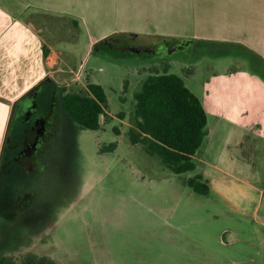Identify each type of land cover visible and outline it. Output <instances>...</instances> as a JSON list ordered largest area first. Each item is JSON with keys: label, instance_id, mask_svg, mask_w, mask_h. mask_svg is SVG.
<instances>
[{"label": "rangeland", "instance_id": "1", "mask_svg": "<svg viewBox=\"0 0 264 264\" xmlns=\"http://www.w3.org/2000/svg\"><path fill=\"white\" fill-rule=\"evenodd\" d=\"M80 1L94 5L98 13L92 35L117 29L116 43L133 49L145 46L150 54L110 60L101 50L88 52L89 34L80 26L73 37L62 30V39L51 40L80 74L79 80L61 84L80 94L87 91L89 81L102 85L107 93V114L99 130H85L61 104L59 127L52 140L49 193V183L41 181L37 184L39 205L14 224L0 216V257H10L15 264L29 256L47 257L55 264H264V197L254 193L249 207L238 209L213 192L196 194L186 184L191 174H174L159 156L149 155L141 144H131L127 134L134 94L150 74L170 70L202 98L209 79L236 70L262 71V63L238 47L209 43H191L168 54L167 46L176 37L167 39L165 34L187 27L186 19L169 11L152 17L150 10L139 19L138 12L127 5L144 0ZM38 13L41 18L33 13L25 20L50 22L51 36L55 24L66 23L65 15ZM130 28L145 31H122ZM189 54L191 66L185 62ZM207 143L206 138L196 156L202 155ZM111 144L116 148L104 152ZM230 146L235 153L236 146ZM228 168L236 175L249 173L235 166ZM256 172L264 186L261 154L253 169ZM1 197L0 190V201Z\"/></svg>", "mask_w": 264, "mask_h": 264}, {"label": "crops", "instance_id": "2", "mask_svg": "<svg viewBox=\"0 0 264 264\" xmlns=\"http://www.w3.org/2000/svg\"><path fill=\"white\" fill-rule=\"evenodd\" d=\"M127 6L138 12L139 19L147 10L152 17L169 11L174 17L186 19L187 27L164 37L238 47L262 63V71L236 70L213 77L205 82L203 97L196 95L208 116L206 149L193 157L198 169L203 170L199 173L211 192L227 203L232 201V207L247 209L254 193L264 197V186L258 173H253L259 155L264 158V0H144ZM94 9V5L80 0H0V163L16 102L46 77L60 83L80 79L65 51L51 40L62 39V30L73 37L80 26L89 34L90 52L96 42L117 33V29L98 37L90 33L98 17ZM38 12L65 15L66 23L56 22L51 36L50 22L25 20L33 13L41 18ZM122 31L140 34L145 30ZM192 58L188 55L187 65ZM230 145L236 146L235 153ZM233 166L249 173L236 175L228 168ZM252 210L258 212V203Z\"/></svg>", "mask_w": 264, "mask_h": 264}, {"label": "trees", "instance_id": "3", "mask_svg": "<svg viewBox=\"0 0 264 264\" xmlns=\"http://www.w3.org/2000/svg\"><path fill=\"white\" fill-rule=\"evenodd\" d=\"M134 100L127 131L131 144H141L149 155L159 156L174 174H191L187 186L196 194L209 195L211 188L193 158L208 135V116L201 100L180 76L167 70L150 74L134 94ZM64 104L81 129L97 131L107 114V93L102 85L88 83L85 93L68 94ZM114 131L120 134L117 128ZM115 148L116 144H111L103 150ZM0 264L15 263L12 258L1 256ZM22 264L55 263L47 257L29 256Z\"/></svg>", "mask_w": 264, "mask_h": 264}, {"label": "flooded vegetation", "instance_id": "4", "mask_svg": "<svg viewBox=\"0 0 264 264\" xmlns=\"http://www.w3.org/2000/svg\"><path fill=\"white\" fill-rule=\"evenodd\" d=\"M125 35L132 39L139 38L137 34ZM118 37L111 34L96 42L92 50H101L110 60L125 58L127 54H150L145 46L133 49L119 45L116 43ZM191 43L190 40L171 39L167 46L168 54L186 48ZM66 87L55 78L46 77L16 102L0 163V216L6 218L3 221L14 224L21 215L39 205L37 184L41 181L49 183V193L51 155L54 151L52 140L59 127L57 120L60 106L63 104L66 110L65 97L71 94ZM33 90L34 93L29 95Z\"/></svg>", "mask_w": 264, "mask_h": 264}, {"label": "water", "instance_id": "5", "mask_svg": "<svg viewBox=\"0 0 264 264\" xmlns=\"http://www.w3.org/2000/svg\"><path fill=\"white\" fill-rule=\"evenodd\" d=\"M170 54V53H169ZM34 93V90L29 94V95H32Z\"/></svg>", "mask_w": 264, "mask_h": 264}]
</instances>
